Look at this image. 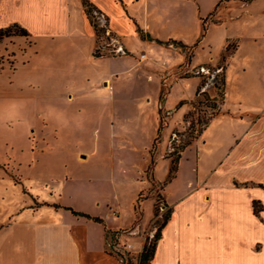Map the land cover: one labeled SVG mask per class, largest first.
<instances>
[{
    "label": "crops",
    "instance_id": "crops-1",
    "mask_svg": "<svg viewBox=\"0 0 264 264\" xmlns=\"http://www.w3.org/2000/svg\"><path fill=\"white\" fill-rule=\"evenodd\" d=\"M28 1L0 0V29L18 23L28 30L20 19L22 17L31 18L37 24L48 25L51 30L47 32L42 27L39 30L42 31L41 38L47 41L48 48L54 49L53 59L44 58L45 66L54 62L61 68L71 70L72 74L62 81L66 76L62 71L66 70H59L61 81L57 82L54 107L52 106L50 113L59 115L62 120L65 118V121L74 119L76 125L72 128L81 134L86 118L100 121L102 136L94 142L87 156L101 150L102 161L90 173L89 180L113 184L120 182L121 170H126L131 165L130 155L138 153L143 157V167L146 165V168L142 167L139 179L146 182V185L140 186L128 203L122 205L116 192V195L100 197L94 193L84 194L77 186H71L67 191V187L60 186L58 182L66 184L68 175L64 173L59 177L56 175L57 168L50 167V189L53 190L50 192V199L43 200L38 207L26 210L27 217H24L25 211L20 210L13 214L15 217L11 215L7 223H0V264H125L117 259L121 254L128 258L129 264H136L144 244L152 239L154 218L151 199L141 200L139 209L135 211V206L138 205L136 200L149 187L148 180L142 176L150 163V150L157 134L159 119L164 117L166 120L168 115L169 124L155 151L152 173L156 183L162 186L161 206L170 210V217L161 230L149 264H264V188L260 187L264 186L263 16L252 21L247 20L248 18L241 20L237 25L241 31L226 37L216 59L225 51L228 42L235 41L236 44L226 56L225 99L220 105V113L180 153L175 176L166 182L171 164L168 155H165L167 141L174 128L180 127L178 122L189 112L200 85L198 77L171 76L176 67L184 64L185 55L179 47L168 43L169 40L190 45L175 39L176 37L164 38L155 30V25L163 28L166 22L164 17L169 0H87L95 8L91 13V23L81 0H42L43 7L27 10L22 4ZM175 1L180 6H193L195 14L197 9L193 2L199 3L200 10L202 7L200 0ZM257 2L258 0H214L206 10L208 15L205 18L228 4L230 8L240 4L248 13L250 7ZM231 11L229 9L225 14L228 15ZM260 12L263 13L264 10ZM95 15L103 19L107 32L118 41L116 46L124 54L93 56L95 49L114 46L103 36L104 29L95 27ZM204 15L202 11L198 13L200 25V19ZM216 18L215 16L216 23L220 22ZM235 19L236 16L228 15L226 20L234 22ZM95 29L101 30L100 38L96 37ZM245 38L251 39L252 43L243 47L242 41ZM130 39L135 44L137 41L139 48V45H143L147 50V53L140 52L136 61L129 58L134 52H138ZM142 53L146 54V59L139 61ZM156 53L162 55L164 60H159ZM106 60L125 61V67L110 71L105 76L89 70L91 67L97 68V64L102 61L105 63ZM232 63L236 65L233 69L236 78L230 83L228 71ZM201 64L195 61L194 55L187 73H193L203 66ZM201 70L203 72V67ZM123 75H132L130 82V78L128 83L115 80ZM166 76L173 77V82L160 105L161 81ZM153 80L156 84L152 99L154 123L153 112L149 117L144 116L143 110L139 108L140 102L135 103L131 101V97H125L127 85L129 87L135 81ZM188 90H191L190 94L187 93ZM228 91L231 92L230 96ZM23 98L24 96L18 97L16 100ZM13 99L12 95L0 97V109L12 104ZM145 103L148 105L150 98H146ZM163 109L165 112L161 116L160 111ZM42 125L47 130L44 118ZM57 125L55 123L53 129L54 137L58 135ZM41 132L43 136V129ZM29 133L30 130L26 134L27 148H30ZM7 141L3 142L7 170L0 164L1 176L8 173L9 164L12 167L15 163L13 144ZM48 150L51 152V148ZM67 156L74 157L79 162L86 160L80 152L72 151ZM161 164L164 165L165 176L156 178ZM53 180L56 181L53 183ZM236 183L257 185L246 188L237 187ZM66 194L69 198L78 195L92 202L94 208H87L82 204L76 207L72 202L67 203L62 199ZM148 200L151 202L149 216L145 208ZM253 201H258L261 205L257 216L253 212ZM65 208L87 214L99 221L73 215ZM115 232L120 233L119 239L123 244L132 245L128 252L112 251L110 237Z\"/></svg>",
    "mask_w": 264,
    "mask_h": 264
},
{
    "label": "rangeland",
    "instance_id": "rangeland-1",
    "mask_svg": "<svg viewBox=\"0 0 264 264\" xmlns=\"http://www.w3.org/2000/svg\"><path fill=\"white\" fill-rule=\"evenodd\" d=\"M213 1L214 0H200L202 3L201 10L199 3L197 4L196 2H193L197 9V14H195L193 6L187 7L185 4L180 6L177 5L175 0H169L168 2L170 3L168 4L165 13L166 15L164 17L166 22L163 25V28L155 25L157 33L164 38H169L170 36H172V38L176 37L175 39L178 38L190 46L199 41L198 45L193 50V56L195 55V61L198 62V64H207H201L203 66L198 67L193 73H187V68L190 63L188 64V67H185V65L183 66V64L179 65V67H176L174 71L171 72V76L173 74L178 78L191 76L198 77L200 83L203 82L204 86L200 90V95L192 102L188 112L190 115L188 116L187 113L185 115L187 116L186 119L184 117L185 120L183 119L181 122H178L180 127L174 128L170 133L165 155H170L173 152L177 154V148L188 139V132L192 130L191 126L194 125V129H198L199 124H197V120L207 118L209 114L215 111L214 109H211L209 107L210 104H207L203 99L202 93H205L211 98L216 97V95L218 96V79H220L222 74L220 68L225 67L226 56L233 51L236 44L235 41L228 42L225 51L216 59L215 57L221 52L226 37L231 33L241 31V28L237 26L241 20L248 18L247 20L252 21L259 18L258 16H263L264 18V12H260L264 10V0H258L254 6L250 7L248 13L244 11L240 4H236L231 8L228 4L221 8L220 11L218 10L217 13L214 11L212 16L206 18V23L209 27L207 26L208 28L206 32L203 33L198 13L200 14V11L204 12L205 15L203 17L205 18L208 15L206 10L210 7ZM41 2L43 3L42 0H29L26 4L22 5L27 10H30L32 7H43L44 4ZM229 9H232V11L228 15L237 17L234 22L226 20L228 15L227 13L225 14V12L229 11ZM215 16L217 17L216 20L220 22L216 23L214 19ZM20 19L23 20L26 28H28L29 31L26 30L29 32L30 36L7 37L0 41V97H9L11 95L14 97L13 105L9 103L7 105L8 107L2 106V109H0V164H3V169L7 170V166H5L7 161L5 155L6 149L4 146L5 143L3 144V142L8 140L7 142L13 144L15 150L14 166L11 167V164H9L8 173L5 175L3 174L4 176H1L2 173L0 171V223H7L8 220H10L9 217L14 213H18L20 210H24L26 213L24 217H27L26 210L35 208L36 206L38 207L43 200L50 199V192L53 190L50 189L52 185L50 182L51 173L49 171H51L50 167L53 166L58 170L56 173L57 176L61 177L64 173L68 175V181L66 184L58 182L60 186L64 185L67 187V191L71 186H77V188L84 194L86 192H88L86 194L94 193L98 194L100 197H109L114 194L116 195L117 193L119 195L120 203L126 205L129 198L138 191L140 186L146 185V182H141L139 179L140 171L144 166L142 160L143 157L138 153L135 155L131 154V160L129 159V161L132 166L130 165L126 170H121V180L120 182L117 181L116 184L89 180L91 177L90 173L95 170L102 161L101 150L96 151L92 156H87L90 153L89 151L93 148L94 142L102 136L99 128L100 121L98 119L86 118V123L84 124L81 134V132H76L72 128L76 125L74 119H68L65 121V118L62 120L59 115L55 116L50 113L52 106L54 107L53 100L54 97H56L55 90L57 89V82L59 83L61 80L63 81L66 78H70L72 71L66 68H61L54 62L45 66L46 62L44 58H52V50L54 49L50 50L48 48V43H46L47 41L42 40L40 35L42 31L39 30L41 27L47 32H51V30L48 28V25H42L40 23L39 25L31 18L24 19L21 17ZM19 26L24 28L21 24H19ZM259 27H261V23H259ZM130 43L135 48H138V52H134V54L136 53V56L134 54L129 56V58L131 57L134 61H136L135 59L140 52L147 53L146 48H144L145 46L139 45L142 49L137 46V41L135 44L134 42H131L130 39ZM242 43V46L244 47L246 44L252 43V40L245 38ZM178 52L181 53L180 51ZM184 55V64H186L188 53L184 52ZM156 56L159 60H164L162 55L156 53ZM192 57H190V62ZM237 61L238 59L233 63L235 64ZM124 62H121L120 60H106L105 63L102 61L97 64L95 66L97 68L91 67L89 70L105 76L110 71L125 67ZM233 63L232 65L230 64L228 71V82L230 83L236 78L233 70L236 68V65ZM202 67L204 69L203 72L201 70ZM62 69L66 70V72L62 71L66 76L59 80L61 77L59 70ZM131 76L132 75H123L115 80L128 83V78H130V82L132 78ZM169 77L170 76L163 77L161 81V90H166L167 94L171 83L173 82V77H170V79ZM155 91L156 84L154 83V80L153 82L135 81L134 84L129 85V87L127 85L125 88V97L127 99L128 97H131V101H134L135 103L140 102L139 108L143 110L144 116L149 117L153 112V123L154 109L152 99H154ZM187 93L190 94L191 90H188ZM230 94L231 92L228 91L229 96ZM16 96L17 98L24 96V98L22 100H16ZM146 98H150V103L148 105L145 103ZM164 100L160 102V105H162ZM170 103L171 102H169V104ZM164 112V109L161 110L160 115H164ZM169 117L170 115L167 116L166 120L164 117L159 119L161 134L156 151L162 140L164 129L169 124ZM42 118L47 122V130H45V126L42 125ZM151 119L152 117L149 118V120ZM185 121L188 123L185 124ZM55 123L58 124L56 126L58 131L57 137H54L53 135ZM114 125H116V123ZM96 127H98L97 131ZM146 127L148 129L150 128L148 124ZM32 129L35 130V132H33ZM41 129H43V136L41 135ZM29 130L30 148H27L26 145L28 142L26 134ZM116 135L117 132L115 136ZM44 146H46V150L44 149ZM49 148H51V152H49ZM72 151H74V153L80 152L86 160L84 162H79L74 159V157L69 158L67 155L72 153ZM105 159L106 158H104V160ZM143 168H146V165ZM0 169H2L1 166ZM5 172L6 171H4V173ZM164 173L165 168L164 165L161 164L157 169L156 178L164 177ZM142 177L147 179L145 174ZM55 181L56 180H53L52 182L54 183ZM262 184H264V181ZM235 185L237 187L252 188L256 187L257 184L236 183ZM262 187L264 188L263 185ZM161 188L162 186L157 183L155 185L149 183V187L139 194L140 196H138L136 200L138 205L135 206V211H137L136 209H139V202L141 200L148 198L151 199L154 215L153 237L158 226L163 221L162 215L167 211L166 209L163 211L160 210L162 207L161 204H163L160 196ZM62 199L67 203H74L76 207L82 204L84 207L91 209L94 208L92 202H89L78 195L69 198L66 194L65 196H62ZM151 202L148 200L145 205V208L148 210V216L151 212ZM258 206L261 207L260 204ZM13 216L15 217L16 215ZM148 242H150V240ZM117 259L121 262H125V264H129L127 261L128 258L122 255L117 256Z\"/></svg>",
    "mask_w": 264,
    "mask_h": 264
},
{
    "label": "trees",
    "instance_id": "trees-1",
    "mask_svg": "<svg viewBox=\"0 0 264 264\" xmlns=\"http://www.w3.org/2000/svg\"><path fill=\"white\" fill-rule=\"evenodd\" d=\"M245 1H249V0H245ZM81 3H82V6H83V8L85 10V14H86L87 18H88L89 22L91 23L92 22L91 21V17H92L91 13H92V11L95 8L87 0H81ZM209 16H212V13ZM200 20H201V27H202L203 33H205L206 30H207V26H208L207 23H206V18H202ZM100 32H101V30H96L95 29V33H96V37L97 38H100ZM16 36L29 37L30 34L25 28L20 27L18 23H13V24L9 25L8 27L0 29V41L2 39H4V38H7V37H16ZM168 43L174 44L176 47H179L181 50H183V52H187L188 53L187 62H186V64H183V66L185 65V67H188V64L190 63V57L193 56V50L198 45L199 41H197L196 43H194L191 46H186V45L182 44L181 42H177V41H174V40H169ZM227 48H228V46H227ZM102 55H104V53L101 54V51L99 49H95L94 52H93V56L94 57H100ZM220 69L222 71V74L220 76V79H218V82H219V87L217 88V89H219L218 96L216 95V97H212L211 98V97L207 96L205 93H202L203 99L206 101L207 104L209 103L210 104L209 107L211 109H214L215 111L212 112L211 114H209V116L207 118L198 119L197 120V124H199V128L198 129H194V125H192L191 126L192 130H190V132H188V135H189L188 139L185 142H183V144L181 146H179L177 148V154H175L173 152L170 155H168V158L171 160L170 161L171 164H170V168H169L168 177H167L166 182L170 181L175 176V173L177 171L178 161L180 159V153L187 146H189L195 139H197L202 134V132L207 128V126L209 125V122L211 121V119L216 117L220 113V105L224 102V99H225L224 68L221 67ZM203 86H204V83L201 82L199 87H198V90L196 92V96L200 95V90H201V88ZM166 94H167L166 90H161L160 91V94H159V101L160 102H162L165 99ZM189 115H190V113H188V116ZM186 117L187 116H185V119H186ZM186 123H188V122L185 121V124ZM160 134H161V125L157 129V134H156V137H155L154 142L152 144V148L150 150V163H149V165L147 167V170L145 171L146 178L148 179V182L151 185H155L156 184V181L153 178V173L152 172H153V168H154V164H155L154 154H155V151H156V148H157L158 140L160 139ZM163 184H165V182ZM260 187H262V186H260ZM258 205H259L258 201H253L252 207H253V212H254V214L256 216L261 211V207H259ZM65 209L69 210L73 215L81 216V217H84V218H87V219H92L94 221H99V219L92 218V217H90L87 214L80 213V212H75L71 208H65ZM162 217H163L162 218L163 219L162 223L158 226V229H157L154 237H152V239L150 240V242L146 243L143 246L142 252L138 256L136 264H149L151 262V260L153 259V255H154V252H155V249H156L157 241L160 239V236H161V230L163 229V227L165 226V224L167 223V221H168V219L170 217V210H167L162 215ZM114 234L115 233H113L112 236ZM112 240L115 241L113 239V237H112Z\"/></svg>",
    "mask_w": 264,
    "mask_h": 264
},
{
    "label": "built area",
    "instance_id": "built-area-1",
    "mask_svg": "<svg viewBox=\"0 0 264 264\" xmlns=\"http://www.w3.org/2000/svg\"><path fill=\"white\" fill-rule=\"evenodd\" d=\"M93 23L95 24V27L97 29H104V34L103 36L105 37L106 40L112 42L114 44L113 48L110 46V47H105L102 48V51L101 53H104V54H109V55H120V54H124L123 53V50L120 48V47H117L116 46V43L118 42L109 32H107V29L105 27V24L103 23V19L100 17V16H94L93 18ZM104 39V40H105ZM105 40V42H106ZM108 46V45H107ZM146 59V54L145 53H142L140 54L139 56V61H142ZM160 210H164V207L162 206L160 208ZM119 236H120V233L119 232H115V234L112 236L111 235V240H110V243H111V248L113 249L112 251H115V252H128L130 250V248L132 247L131 244L129 243H122L119 239ZM112 237L115 241L112 240ZM153 237V236H152Z\"/></svg>",
    "mask_w": 264,
    "mask_h": 264
}]
</instances>
